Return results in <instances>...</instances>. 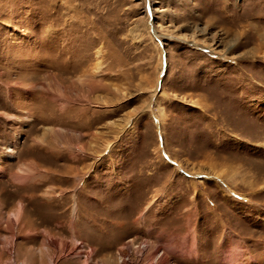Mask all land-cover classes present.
<instances>
[{"label": "rangeland", "instance_id": "rangeland-1", "mask_svg": "<svg viewBox=\"0 0 264 264\" xmlns=\"http://www.w3.org/2000/svg\"><path fill=\"white\" fill-rule=\"evenodd\" d=\"M163 253L264 264V0H0V264Z\"/></svg>", "mask_w": 264, "mask_h": 264}, {"label": "bare ground", "instance_id": "bare-ground-1", "mask_svg": "<svg viewBox=\"0 0 264 264\" xmlns=\"http://www.w3.org/2000/svg\"><path fill=\"white\" fill-rule=\"evenodd\" d=\"M100 67V63L97 64V69ZM186 245H182L181 248H185ZM188 246V245H187ZM128 246L126 248H121L119 250V255H120V259L122 260V263H126V257H127V250H128ZM187 249V248H186ZM172 250V249H171ZM174 251V249L172 250ZM236 251V250H235ZM167 261V255L165 253H163L161 255V257L158 259V264H164ZM115 262V261H114Z\"/></svg>", "mask_w": 264, "mask_h": 264}]
</instances>
